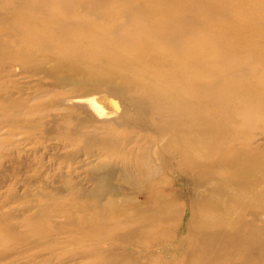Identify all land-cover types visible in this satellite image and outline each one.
Instances as JSON below:
<instances>
[{
    "label": "rangeland",
    "instance_id": "rangeland-1",
    "mask_svg": "<svg viewBox=\"0 0 264 264\" xmlns=\"http://www.w3.org/2000/svg\"><path fill=\"white\" fill-rule=\"evenodd\" d=\"M132 1L0 0V264H204L192 254L200 244L203 208L206 216L218 212L224 221L236 217L243 226L235 243L229 244L230 236L224 239L209 264H264L263 246L257 243L264 237V172L259 182L254 173L241 175L251 185L232 187L234 201H222L210 193L218 187L211 168L223 148H229L225 156L240 145L230 138L210 147L213 134L174 135L173 129L181 119L192 120L186 127L197 125L198 116L218 122L223 110L230 114L227 130L244 122L248 136L240 152L249 151L261 164L264 38L255 50L244 47L235 54L240 49L235 43L240 47L245 37L258 34H243L224 50L228 43L218 44L209 33L212 21L193 20L169 27L178 35L168 38L158 16ZM32 22L43 24V39L35 42L38 54L27 35ZM158 26L162 33L153 34ZM72 49L88 71L97 55L103 60L115 55L126 58L125 66L133 58L146 71L138 77H155V86L178 74L179 80L171 82L181 88L175 103L195 104L224 83L234 99L220 97L212 111L173 118L165 113L173 105L163 103L155 87V100L141 98L144 111L155 106L150 129L106 121L93 113L88 99H111L115 118L128 99L140 94L121 88V82L97 92L100 87L88 82L83 68L80 74H67V68L52 73L56 58L70 56ZM140 52L144 59L133 57ZM193 66L199 72L183 76ZM130 70L132 74V66ZM194 80L212 86L195 88L190 86ZM225 172L235 174L228 168ZM231 203L234 211L229 213Z\"/></svg>",
    "mask_w": 264,
    "mask_h": 264
},
{
    "label": "bare ground",
    "instance_id": "bare-ground-1",
    "mask_svg": "<svg viewBox=\"0 0 264 264\" xmlns=\"http://www.w3.org/2000/svg\"><path fill=\"white\" fill-rule=\"evenodd\" d=\"M245 1L246 2H244L243 0H133L132 2L138 7L143 6V8H147L149 14L152 17H155V15L158 16L156 20L160 21L165 36L167 37V35H169L168 38H170V35L171 36L178 35L176 34L177 30L172 28L175 26V23L183 22L184 20H186V22L189 24L191 23V20H193L195 23L196 21L202 23L212 21V25L209 28L212 29L209 31V33L216 40L218 44L222 45L224 42L225 44L228 43L223 47L224 50L228 49L230 43L233 40L237 38H242V36H244L243 34L257 33L258 35L255 34L256 37H252V36L245 37L244 41L240 43V47L238 46V42L235 43L236 47L240 48L235 53L237 54L244 52V50L241 49L244 47L247 48V50L250 49L255 50V48L253 47L257 46V43L258 42L260 43L262 38H264V0L263 1L245 0ZM232 6H235L234 15L230 12V8ZM0 8L1 10H3L2 7ZM223 10L232 19V21L228 20V18L224 16ZM28 21L29 19H21V22L23 23H27ZM32 24H33V28L27 31V35L32 38L33 52L36 51V53L38 54L40 53L41 48L36 47L35 42L37 43L39 41L41 43V39H43V35H44L43 24L42 22H35V23L32 22ZM181 27H183V24ZM159 28L160 26L155 27V30H152V33L155 34L156 31L162 33V29L158 30ZM27 35L23 37L28 38ZM252 39L254 40L252 41ZM75 48L77 49V46H75ZM70 51H71L70 56L63 55L56 58V62L52 69V73L56 74L59 70H62V68H67L69 69L67 71V74L69 73L80 74L81 68H83L87 72L84 75H87L88 82H93L100 87V90L98 91L96 90L97 92H103L104 89L110 90L112 89L113 85L121 82L120 84L121 88L127 91H129V89L131 88V90L134 93L140 94L139 98L128 99L126 101L127 104L125 106L123 105L124 107L122 110H120V114L115 118L114 116L111 117L112 113H114V111H117L115 110L116 108L113 109L114 107L111 105L112 102L110 103L109 101L111 99L109 100L105 98H97V99L92 98L91 100L88 99V103L87 101L85 103L89 105L93 113L97 117L106 118L103 119L106 121L113 122L116 119L117 123H121V125H123L124 123L127 124L129 122L132 123V125L135 126V128L137 129L139 127L150 129L152 126V122L155 125V112H153L155 106L149 109L148 112L144 111L143 108L145 107V105L142 104L141 98H144L146 95L148 98L151 97V99L155 100V94L153 95L152 93V90L155 93V87L158 88L162 93V95L160 96V100L163 99L162 100L164 101L163 103L173 105L165 111V113H169L173 118L176 116L182 117L192 112L200 115L207 111L210 110L212 111L216 109L215 106L221 102L219 100L220 97L227 101H232L234 99V92L230 90L231 87H229V90L225 89L224 88L225 83L223 82L224 84L223 85L220 84L218 91L213 93V95H210L209 93L206 92V94L209 96L199 99L195 104H188L185 100L175 103L174 99L177 96H181L179 95L181 88H177V87L173 88L171 86L173 85L171 84V82L174 83L176 80H179L178 74L174 75L175 73H173L169 81H166L165 83H161V82L157 83V86H155V77H148V78L138 77V74L143 76L146 73V71L145 69L141 68L139 64L134 61L133 58L131 59V62L127 63L125 66V62H126L125 57H117L115 55H111L104 57L103 60L102 57H100L102 55H97L98 58L93 60V63H91V66L89 67V71H88L87 67H82L76 62L77 60H83V59L81 57L75 56L74 49ZM76 52L78 54H81L82 50H76ZM87 55L90 56V53L88 52ZM134 55L135 56L133 57L144 59L141 55V52L140 55L137 53H134ZM69 57L72 59L71 62L67 61ZM2 59L4 58L2 57ZM103 63L109 64L110 66L105 67L103 66ZM26 66H28V63H25V67ZM131 66H132V74L130 70ZM125 68L126 70H124ZM195 68L196 66H193V70L184 69V71L182 72L183 76H186L187 74L190 75L192 72H196L197 74L199 70L195 71ZM205 83L206 82L204 80L202 81L194 80L193 82H191L190 86L195 88H197V86L198 87L200 86L206 89L212 86V84H205ZM73 84L78 85V82H76V84L75 83ZM226 85L232 86L233 82L226 81ZM167 86L169 88H166ZM147 89L151 91L147 92ZM147 115H150L151 118L147 119L146 117ZM263 116L264 114L261 115V118ZM229 119H230V114L221 110L219 112L218 122L211 121L206 118L198 116L197 119L194 121V123L196 124L198 121L200 122L195 126L193 124L191 127H186L185 125L191 123L192 120L181 119L180 123H178L176 127L173 128L175 132L174 135L177 134L180 135L190 131H194V132L199 131L197 133L203 132V133H208V135L213 134L215 138L212 139L214 141L210 143L209 145L210 147L221 145L223 143L222 142L223 140L230 138H232L231 141L240 145L237 148L230 150L229 153L225 155L227 157L223 156V154L228 152L227 150H229V148H223L221 152L223 151L224 152L218 155L216 157L217 160H215L216 163L215 167H217V170L215 171L214 169L215 167L211 168L214 171L211 180L215 181L218 184V187L211 189L210 193L213 195H218L222 201L229 198H230L229 200L234 201L235 194L231 190L232 187H236L237 190H241L251 185V183H248L241 175H248V174L252 175L254 173L255 182H259L263 179V176L260 174L264 172V166H263L264 161L261 164H259L258 158L255 157L253 154H248L249 151L244 150L243 152H240V150L244 148V144L246 142V139L244 137L248 136L247 131L243 129L244 122L240 121L235 129L232 128L231 130H227V127L224 123ZM217 131L220 132L219 136L215 134V132ZM227 131L229 132L227 133ZM207 161L214 162L211 160V158L210 160ZM207 161L206 162L202 161L203 163L201 165L205 166L207 164ZM244 163L248 165L246 167H243ZM222 167L225 169L228 168L233 170L235 174L233 176H229L225 172V169L220 170ZM234 203L230 204L231 205L230 208H226L229 209L228 210L229 213H232L234 211L233 208ZM243 205L251 206L248 203H244ZM201 212L202 215L199 216L201 223L197 232V237L199 239L200 244L197 246L196 252L192 254H197L198 255L197 259H199L201 263L209 264L211 260H214L216 258L217 250L221 246H223V243L225 242L224 239L230 236V238L227 239L229 244L232 245L233 243H235L236 240L238 239V237H236V233H238V231L243 226H242V221H240V219L239 220L236 219V217L234 218L230 217V219L227 218L224 221V218H222L219 215L220 213L218 212H215V215L213 216L211 215L206 216L207 208H203ZM212 218H214L213 220H216L215 218H218L220 222H217V224L210 222L209 219ZM222 221L223 224L226 221L227 223L222 228V231H218L217 227L221 225ZM240 223H241V227L238 229V225ZM231 224H235V225H231ZM249 236L251 237V234H249ZM219 239L221 240L220 243H219ZM257 243L262 245L263 247H261V249L264 250V237H259Z\"/></svg>",
    "mask_w": 264,
    "mask_h": 264
}]
</instances>
